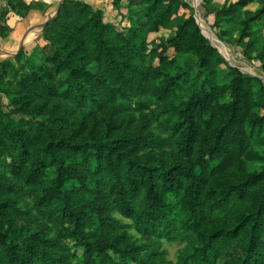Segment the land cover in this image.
Returning <instances> with one entry per match:
<instances>
[{"label": "trees", "instance_id": "16d2710c", "mask_svg": "<svg viewBox=\"0 0 264 264\" xmlns=\"http://www.w3.org/2000/svg\"><path fill=\"white\" fill-rule=\"evenodd\" d=\"M139 1L150 12L144 25L175 28L160 46L137 40L138 27L124 36L83 0H63L43 26L42 61L24 68L22 48L18 65L0 60L9 100L0 108V264H264V166L251 165L264 162L254 147L264 144V42L263 79L222 71L188 1ZM223 1L201 0L215 25L257 3L240 38L251 35L264 0ZM169 47L196 57L200 84L165 104V145L143 108L186 77L166 71ZM163 237L185 241L175 261Z\"/></svg>", "mask_w": 264, "mask_h": 264}, {"label": "rangeland", "instance_id": "374dc122", "mask_svg": "<svg viewBox=\"0 0 264 264\" xmlns=\"http://www.w3.org/2000/svg\"><path fill=\"white\" fill-rule=\"evenodd\" d=\"M83 1L89 3L94 8L100 9L103 12V20L112 23L116 29L124 33V36L132 35V28L138 27L140 31L135 38L145 44H149V46H160L159 44L164 42L165 38L174 33L175 28L173 25L160 28L158 31H153L149 26L144 25L142 22H148L150 12L143 8L139 0H120L117 6L114 5L113 0ZM186 1L191 5L196 4V9L194 10L193 8V10L199 19L208 42L216 46L221 52L224 59V63L221 65L222 71H226L228 66H233L244 74L259 76L263 79L262 63L256 55L260 52L264 42V17L252 22L251 35L245 36L242 39L240 38L246 10H253L257 6V3H249L239 9L238 16L225 18L218 25H215L212 15L207 13V9L201 0ZM234 1L236 0H228L226 4ZM57 2L58 0H4L2 8L7 13L5 19L9 17L13 25L15 22L23 26V30L19 35V42L23 37L28 36V40L24 41L21 46L23 54L20 60L24 68L33 67L42 61L43 57L40 54V47L46 40L42 35V31H40V27L45 16L55 9ZM223 2V0H213L212 4L220 8ZM27 4L32 5L30 10H27ZM140 24H143V26ZM12 29L11 26H8L9 32ZM16 37L17 35H14L12 40L15 41ZM245 42H248L249 48L243 47L246 44ZM18 45L17 43L12 49L16 50ZM8 50L0 46V60L10 59L15 65H18L13 58L14 55L6 53ZM164 54L167 55L166 71L170 73L184 72L186 73V77L184 79L183 77L179 78L180 86L168 96L165 102L157 101L151 96L144 97L147 101V107L143 108V111L148 112L153 117L154 132L160 136V141L163 142L166 138L164 141L166 145L168 143V131L166 129L168 114L165 104L178 103L182 99L187 98L191 90L199 86L200 80L196 76L197 62L193 54H179L171 47L167 48ZM157 63L158 58H155L153 64ZM4 79L7 78L5 77ZM8 103V97L0 91V108L7 109ZM125 110L129 111L130 108ZM254 147L264 153V144L255 145ZM251 165L260 169L264 166V162H255L251 163ZM179 206L178 204L175 207L176 215L180 212ZM31 212H35V209L32 208ZM116 216L119 215L116 214ZM131 231L134 233L133 230ZM50 235H53V233L50 232ZM184 244L185 241L180 237L172 240H168L165 237L161 238V248L165 250L167 259L172 261L176 260Z\"/></svg>", "mask_w": 264, "mask_h": 264}, {"label": "crops", "instance_id": "0c3cea01", "mask_svg": "<svg viewBox=\"0 0 264 264\" xmlns=\"http://www.w3.org/2000/svg\"><path fill=\"white\" fill-rule=\"evenodd\" d=\"M4 0H0V13L2 11V6H3ZM11 18H6V24L8 26H11L13 29L12 31L9 32L8 36L5 38V40L2 43L1 47H4L6 49H9L11 51H15L14 49H12V47H14L17 43L19 44V35L21 33V31L23 30V26L19 23H15L14 25L11 23ZM0 24H4V22L2 21V19L0 18ZM17 35V37L15 38V41L12 40L13 36Z\"/></svg>", "mask_w": 264, "mask_h": 264}, {"label": "water", "instance_id": "95a60500", "mask_svg": "<svg viewBox=\"0 0 264 264\" xmlns=\"http://www.w3.org/2000/svg\"><path fill=\"white\" fill-rule=\"evenodd\" d=\"M62 1H63V0H58L55 9H54L52 12H50L48 15L45 16V19H44L43 23L41 24L40 31H42L44 24H45L48 20L52 19V18L55 16V14H56V12H57V9H58V7L60 6V4L62 3ZM191 6L194 8V10L196 9V4H192ZM194 17H195V20H196V22H197V24H198V26H199V28H200V30H201V33L206 37V34L204 33V31H203V29H202V26H201V24H200V22H199V19H198L197 16L195 15V11H194ZM25 38H26V36L23 37V38L20 40L19 45H18V47H17V49H16L15 51L8 50L6 53L14 55V54H15V53L21 48L22 43L24 42V39H25ZM210 44H211L212 46H214L212 43H210ZM214 47H216V46H214ZM216 48H217V47H216ZM217 50L219 51L218 48H217ZM219 52H220V51H219ZM220 53H221V52H220Z\"/></svg>", "mask_w": 264, "mask_h": 264}, {"label": "bare ground", "instance_id": "6f19581e", "mask_svg": "<svg viewBox=\"0 0 264 264\" xmlns=\"http://www.w3.org/2000/svg\"><path fill=\"white\" fill-rule=\"evenodd\" d=\"M28 40V36L24 39V41H27Z\"/></svg>", "mask_w": 264, "mask_h": 264}]
</instances>
